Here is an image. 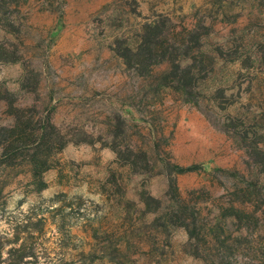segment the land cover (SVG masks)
Masks as SVG:
<instances>
[{
    "label": "rangeland",
    "instance_id": "1",
    "mask_svg": "<svg viewBox=\"0 0 264 264\" xmlns=\"http://www.w3.org/2000/svg\"><path fill=\"white\" fill-rule=\"evenodd\" d=\"M253 140L264 0H0L3 258L264 264Z\"/></svg>",
    "mask_w": 264,
    "mask_h": 264
},
{
    "label": "trees",
    "instance_id": "2",
    "mask_svg": "<svg viewBox=\"0 0 264 264\" xmlns=\"http://www.w3.org/2000/svg\"><path fill=\"white\" fill-rule=\"evenodd\" d=\"M144 43L146 47L141 52H138L135 55L136 58L141 59L142 61L146 60L147 58H151L153 57V55H155L154 52L155 43H153V41L150 40H144ZM126 57H130V55L128 56L126 55ZM145 68H148V66H145ZM178 71L181 72V74L178 73ZM173 72L176 74L177 79L179 81L189 80L191 82L193 75L192 70L180 69L178 65H175L173 68ZM242 139L244 140L243 142H245L247 136L243 135ZM258 144H259L258 141L253 140V141H249V144L245 146H248L249 149H252V152H254L256 158L258 159V160L256 159L257 165L261 166V168L264 170V155L262 156L260 155L261 154L260 152L255 151V150H260ZM18 234H19L18 230H16V232L13 233V235H15V239H14L15 241L9 242L12 244V246L6 252L7 253L6 258L2 257L3 249L2 247H0V264H43L37 260L31 261L33 257L36 256V254L34 253L33 248L28 247V245L25 244L24 242L17 243V240L19 238L21 239V237H19Z\"/></svg>",
    "mask_w": 264,
    "mask_h": 264
}]
</instances>
